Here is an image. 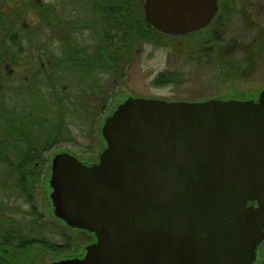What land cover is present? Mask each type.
Wrapping results in <instances>:
<instances>
[{
	"label": "water",
	"instance_id": "95a60500",
	"mask_svg": "<svg viewBox=\"0 0 264 264\" xmlns=\"http://www.w3.org/2000/svg\"><path fill=\"white\" fill-rule=\"evenodd\" d=\"M217 0H144L172 37L206 28ZM87 166L52 160L53 215L92 234L83 259L52 264H253L264 240V89L256 101L128 98Z\"/></svg>",
	"mask_w": 264,
	"mask_h": 264
},
{
	"label": "rangeland",
	"instance_id": "374dc122",
	"mask_svg": "<svg viewBox=\"0 0 264 264\" xmlns=\"http://www.w3.org/2000/svg\"><path fill=\"white\" fill-rule=\"evenodd\" d=\"M9 2L12 0H8ZM16 1V0H15ZM20 1V0H19ZM40 2L48 4L51 2H58L59 0H21L22 3ZM69 6L66 9L76 11L77 17L83 20L89 19L91 17V4L90 0H68ZM238 7L245 5L246 7L253 10L255 18H257L258 23H264V0H236ZM220 5V0H218ZM225 5L226 2L223 1ZM24 17L20 18V24L26 23L34 26L37 24V19L30 16L29 12H24ZM228 23V21H227ZM229 27L226 29L224 35L220 36V31L216 30L209 34L216 35L215 39L218 41L213 47V54L207 55V46L205 44V38L203 37L205 32L193 37L185 38H172L164 37L161 39V46H154L152 44H147L139 51L138 54L126 65L125 71L118 73L121 80L117 82L113 91L117 92L118 99H121V103L128 98H145V99H157L167 102L183 101V102H203L208 100H238L247 101L258 98L259 93L264 89V51L261 56H257L255 60V48H245L249 44V41L257 36V29L247 26L242 15L237 14L233 17V20L229 21ZM208 32V31H207ZM216 32V34H215ZM85 39H88V33L83 34ZM220 38V39H219ZM234 42H237V46L241 50L234 52L232 51L234 47L229 50L230 46H233ZM52 47H57L56 43H52ZM52 48V49H53ZM51 49V50H52ZM53 51H55L53 49ZM248 54H247V53ZM223 53H230L227 57L246 58L245 61L253 59L255 61V66L252 71L247 70L248 63L239 67L232 74L229 73V65L232 61H228V58L220 57ZM246 53V54H245ZM205 54V55H204ZM91 55L97 56L96 48L91 51ZM220 59H219V58ZM219 61V62H217ZM222 63V64H219ZM238 64V63H237ZM71 63L65 62L64 69L61 72L60 80L66 83L62 85H67L68 91L64 96V110L67 112L65 120L68 124V128L71 131L72 140L69 142H63L57 144L55 148L61 149H71L81 159L87 161L92 160L97 150H99L101 145V140L103 141L100 133L101 125L105 118L109 115V104L113 97H107V92L114 85L113 79H117L116 76H101L103 82V88L99 91L100 95L98 97V103L92 101L90 95L83 96L84 101L81 103L80 107L77 102L79 99L78 95H75L74 89H70V85L84 87L86 90H91L90 88H95L99 85V81L96 73L92 70L82 69L78 73H74L70 69ZM246 69V70H245ZM245 73H239L243 71ZM107 71V70H105ZM170 72L174 74V82L172 84L165 85H155L153 81L155 78L162 74ZM123 77V78H122ZM116 86H119L118 88ZM117 89V90H116ZM77 94V93H76ZM63 97V95H61ZM128 97V98H127ZM28 95L26 91L21 94L13 95L7 92L1 101L2 106L10 105L9 101L16 102L18 105L22 106H34V101H28ZM82 98V95H80ZM50 103L47 106H40L44 108L42 113L46 118L53 120L57 117L60 106L56 100V96L52 95L50 98ZM77 100V101H76ZM106 105L101 108V105ZM88 109V111H86ZM115 111V110H114ZM71 112V114H70ZM52 123V122H51ZM37 131H40L45 137L50 135L49 130L51 126L47 123L39 125ZM37 131L32 133L35 135ZM40 140V139H39ZM104 142V141H103ZM25 147V146H24ZM54 148V149H55ZM52 153V152H50ZM10 157L16 156V151L10 149ZM89 159V160H88ZM50 162V160H49ZM45 167V162H43ZM42 167H40V170ZM48 172L46 175L42 176L44 181V189L40 190L38 186L37 190L33 189V200L31 202L24 201L23 197L13 196V200L6 202L4 198L10 192H2L0 190V200H3L4 204L9 206L10 212L15 220H21L24 224L28 220L29 216L27 213L30 208L35 205V210L37 213L44 211L45 207L49 209L53 215V208L51 204H37V202H44L48 198L45 195L47 191L49 179L50 166L47 165ZM5 168L0 167V174L6 173ZM10 174L6 176L9 179ZM4 178H2L3 180ZM46 182V183H45ZM1 186V185H0ZM46 188V189H45ZM12 193V192H11ZM49 193V188H48ZM33 202L36 204H33ZM46 205V206H45ZM46 214H48L45 211ZM46 214H44L46 216ZM54 217V215H53ZM64 225H62L63 227ZM51 228L46 223L47 237H51ZM71 238V243L68 251H62L56 254L47 253L41 254L38 250L36 263L35 264H51L53 262H58L64 260L65 258H72L83 252V249L91 242L85 234L80 232L71 231L67 228L62 229ZM59 243H63L62 240L55 238Z\"/></svg>",
	"mask_w": 264,
	"mask_h": 264
},
{
	"label": "flooded vegetation",
	"instance_id": "af4514ba",
	"mask_svg": "<svg viewBox=\"0 0 264 264\" xmlns=\"http://www.w3.org/2000/svg\"><path fill=\"white\" fill-rule=\"evenodd\" d=\"M144 3V1H143ZM142 3V9H143ZM91 4V17L87 20H83L80 17H77V12L74 10H67L66 7L69 6L68 0H59L58 2H51L48 4L40 3V2H31V3H22L21 0H0V113L4 110L6 111H32V112H41L44 108H40V106H47V103H50L49 98L54 95L56 96V100L59 99L63 95V101L65 100L64 96L68 91L67 85H62V83H66L60 80V75L62 70L64 69V63L69 62L71 63V59L67 56H61L62 51L60 48L63 46L65 47L68 43L73 44L79 47V51L81 52L80 55L75 58L74 63L71 65H75L74 73H78L82 69L93 70L98 78L99 85L95 88H90L91 90H86L84 87H79L78 85L72 86L70 85V89H74L75 95H78V103L80 107L82 106V102L84 101L83 96L90 95L93 99L92 101L98 103V97L100 95V90L103 88V82L100 78L101 76H118L117 79H113L114 85L110 88L107 92V97L112 96L113 99L109 104L108 111L110 112L107 118L114 112V110L118 107V105L122 104L121 99H118L117 92L113 91V88L117 84V82L121 79L118 73L125 71V67L129 64V58L125 56L117 57L119 61V66L117 68L114 66L116 57L114 52V45L116 41H120L122 39V35H119L117 40L115 39L114 34V23L112 19L106 18L103 15H99V12H107V14L115 11V7H120L121 3L116 4V0H90ZM218 12L220 11V5L218 3ZM124 5V4H122ZM135 5V4H134ZM34 6H37L39 9H35ZM236 10L237 14H242L244 10L251 11V14H254L253 10L247 8L245 5H241ZM29 12V15L37 19V24L34 26L21 23L20 18L24 17V12ZM214 16L211 23L204 29L195 32L199 33L201 31L205 32L204 40L207 41L210 37L215 38L216 35L209 34L218 30L220 31V38L226 32V29L229 27L228 25L225 26L224 24H219L217 26L215 19L218 14ZM144 15V14H143ZM108 16V15H107ZM19 22V26H18ZM52 22V23H51ZM93 23V24H92ZM18 29L23 31L21 34H18ZM103 31V36L99 37V32ZM208 31V32H207ZM88 33V39H85L83 34ZM59 33V34H58ZM193 34V33H191ZM189 34V35H191ZM201 34V33H200ZM216 34V32H215ZM186 36H177L172 38H185ZM199 35V34H198ZM11 37L15 41L14 45H12L11 52L13 55L8 58H4L3 48L6 49V46H9V42L6 40V43H2V39ZM219 38V39H220ZM67 40H72L68 42ZM123 40V39H122ZM106 42V47L108 50V57H101V56H92L91 51L96 48L97 50L100 46L104 45ZM52 43H56L57 47H52ZM237 42H234L233 46H230L229 50L233 47L232 54L234 52L241 50L240 47L237 46ZM21 44V45H20ZM147 45L145 42L140 43L139 47L136 49V54ZM153 45V44H152ZM19 46L21 48H19ZM214 47V46H213ZM212 47V48H213ZM55 51H53V49ZM208 49L211 48L210 46L207 47ZM52 49V50H51ZM54 54V55H52ZM225 54V53H223ZM246 54V53H245ZM205 55V54H204ZM207 55H211L210 53ZM224 56V55H223ZM244 56V55H243ZM233 58L224 56V58H228V61H245L246 58ZM220 59V58H219ZM72 70V67L70 66ZM107 70V71H105ZM123 78V77H122ZM117 90V89H116ZM23 91L27 92L29 98L28 101H34V106H22L18 105L16 102L12 100L9 101L10 105L2 106L1 101L3 96L6 95L7 92H10L13 95L21 94ZM77 93V94H76ZM82 95V98H80ZM128 98V97H127ZM134 98V97H133ZM256 101V99H253ZM106 105H101V108H104ZM88 111V109H86ZM44 116V115H43ZM105 118L104 121L107 119ZM45 121L43 123H48L44 116ZM103 121V123H104ZM1 123V122H0ZM41 123V122H40ZM42 123V124H43ZM102 123V125H103ZM101 125V127H102ZM59 136L49 143L53 142V145L48 149L43 148L42 141H46L49 138V135L45 137L40 131L36 132V141L33 138L32 143L36 145L37 148L34 152L29 154V159L34 160V165L38 168V171L41 172L40 175L44 176L47 174L48 169L47 165L49 164L50 170L49 173L51 175V166L53 158L62 153H67L71 156H74L77 160L82 162L84 165L91 166L98 163V158L101 152L105 149V143L101 140V145L99 150L93 153L94 157L92 160H83L79 155H77L71 149H61L56 151L57 149L55 146L60 143H67L72 140L71 131L68 128V124L66 120L60 126ZM38 130V129H37ZM101 131V129H100ZM40 139V140H39ZM55 148V149H54ZM52 152V153H50ZM50 160V162H49ZM43 162H45V167L43 166ZM40 167L42 169L40 170ZM49 179L47 181L49 186ZM47 191H45V195L48 199L44 202H37V204H51L49 195L51 193L50 187H46ZM45 188V189H46ZM49 188V193H48ZM33 204H36V202ZM55 218V217H54ZM57 219V218H56ZM58 222L64 225L65 228L80 232L85 234L88 238L91 239V242L86 246L95 243V238L92 234L78 230L72 229L67 227L62 221L57 219ZM81 254L73 256L72 258L68 259H83L86 252L85 249ZM68 251V250H63ZM47 254V253H46ZM45 255V254H44ZM65 258L64 260H66ZM54 263V262H53ZM52 264V263H51ZM253 264H264V240L260 243L256 250V258Z\"/></svg>",
	"mask_w": 264,
	"mask_h": 264
},
{
	"label": "trees",
	"instance_id": "16d2710c",
	"mask_svg": "<svg viewBox=\"0 0 264 264\" xmlns=\"http://www.w3.org/2000/svg\"><path fill=\"white\" fill-rule=\"evenodd\" d=\"M143 1L144 0H116V4L121 3V6L115 7V11L109 14H107V12H99V15H103L104 17L113 20L115 39L117 40L118 36L122 35L123 40L116 41L114 45L116 60L113 64L116 68L119 66L117 57L125 56L131 61L136 55L135 51L140 43L145 42L146 44L161 46V39L164 37H170L155 31L145 22L142 9ZM223 1L226 2L225 5L223 4ZM34 8L39 9L37 6H34ZM238 9L240 10L242 8L238 7L236 0H220V11L215 19L217 26L221 23L227 26L229 21L233 20V17L237 15L236 10ZM241 15L244 17L247 26L258 30L256 34L257 36L252 38L247 46H244L245 48L250 49L252 47L256 49L255 56L253 57L255 60V58L261 56L264 51V23H258L255 14H251V11L249 10H244ZM18 31V34L23 32L21 29H18ZM202 32L203 31L193 33L188 37H193ZM102 36L103 31L99 32V37ZM2 40V43H6L7 38L3 37ZM7 41L9 42V46H6V49L3 48L4 58L13 55L11 50L12 45L14 44L12 43L17 40L9 37ZM67 41L70 42L72 40ZM205 42L206 43L203 44V46H207L208 44L211 48H207V51L212 55V47L218 41L215 38L210 37V39ZM106 45V42H104V45L100 46L97 50V56L108 57ZM19 48L21 47L19 46ZM60 51H62L61 56H67L71 59L72 64L74 63L75 58L81 53L78 46L69 43L65 47L62 46ZM227 55H230V53L224 54V56ZM253 59H249L246 62L232 61V64L229 65V73L232 74V72L239 69L235 64L241 67L246 63H248L246 69L252 71L255 66V61ZM70 66L72 67V71L76 72L74 70L75 65ZM239 73L245 72L243 70ZM173 82L174 74L170 72L158 75L153 81L155 85L172 84ZM58 98L57 102L59 103L60 109L57 117L53 120H46L49 126H51V129L49 130V138L47 137L48 140L45 142L42 141L45 150L53 145V142L49 143V141H52L59 136V125L62 126L65 121L67 112L63 108V97ZM43 121H45V119L40 112H13L4 110L0 113V167L5 168V171H7L6 173H2L3 177L0 174V190H2V192H10V194L6 195L4 198V201L6 200V202L13 200V196L14 198L24 196V201L31 202V200H33L32 190H37L38 186L40 187V190L43 191L44 189L45 184L42 180V175H40L41 172L38 171V168L34 165V160L29 159V154L34 152L38 147L37 143L36 145L32 143L33 138L35 141L37 140L35 137L36 135L32 132L40 129L39 125H41ZM10 149L16 151L15 157L9 156ZM8 174H10V177H8L9 179L6 178ZM2 178L4 179L2 180ZM10 209L11 208H9L7 204L3 203V200H0V264H35L37 257L36 253H38V250L41 254H56L63 250H69L71 238L66 231H62L65 227H62V224L53 217L50 212V206L49 209L46 206L43 212L37 213L35 205H33L27 213L29 221L27 220L25 224L21 220H15ZM45 211L48 214H46ZM44 214H46V216ZM47 220L48 224L52 226L50 238L47 237ZM55 238L62 240L63 243L57 242L54 240Z\"/></svg>",
	"mask_w": 264,
	"mask_h": 264
}]
</instances>
